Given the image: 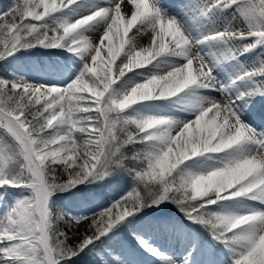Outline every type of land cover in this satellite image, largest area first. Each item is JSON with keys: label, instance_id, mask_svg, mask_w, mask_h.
<instances>
[{"label": "snow or ice", "instance_id": "1", "mask_svg": "<svg viewBox=\"0 0 264 264\" xmlns=\"http://www.w3.org/2000/svg\"><path fill=\"white\" fill-rule=\"evenodd\" d=\"M31 49L59 75L13 71ZM261 108L264 0H11L0 264H264Z\"/></svg>", "mask_w": 264, "mask_h": 264}, {"label": "rangeland", "instance_id": "2", "mask_svg": "<svg viewBox=\"0 0 264 264\" xmlns=\"http://www.w3.org/2000/svg\"><path fill=\"white\" fill-rule=\"evenodd\" d=\"M11 2V0H0V11H3L7 5ZM119 43V40H118ZM33 53L32 60L34 63H28L24 64V62H20L19 65L14 63L13 65V71L17 66H23V71H21L20 75H25L26 78H34L39 80L41 77L46 76H58L59 73L57 70L49 65V59L48 57L44 56L43 54L49 51H57V50H49V49H31L30 50ZM67 55V54H65ZM102 55H105V53H102ZM42 82V81H41ZM143 110L146 112H152V113H162V114H176L177 112V106L175 105L174 101L171 102H151L143 106ZM15 189H8L7 194H11L10 192ZM10 191V192H9ZM16 191L19 192V190L16 189ZM17 192V193H18ZM57 196H64L63 193H58ZM99 198L101 200H107V192L106 190H100L99 192ZM59 202V201H58ZM65 203L70 204V201H66ZM253 204L252 201H246V200H239V201H233L229 204V207L233 210L242 211L245 208L251 206ZM106 206V203L104 204ZM92 208H95V205L91 206ZM96 210V209H95ZM170 211L176 215H179V213H176V210L174 207H170ZM182 218V217H181ZM158 246L162 248V250H166L171 254L173 249L164 241L160 240L157 241ZM142 251V250H141ZM142 264H161L159 260H157L154 257H149L147 254H144L139 257Z\"/></svg>", "mask_w": 264, "mask_h": 264}, {"label": "bare ground", "instance_id": "3", "mask_svg": "<svg viewBox=\"0 0 264 264\" xmlns=\"http://www.w3.org/2000/svg\"><path fill=\"white\" fill-rule=\"evenodd\" d=\"M116 30H115V28L113 29V32H115ZM113 44L115 45V44H118V39L114 36L113 37ZM261 111H264V108H261ZM10 192V191H9ZM18 191H16V189L15 190H13V191H11L10 193L11 194H7V195H5L4 197H3V199L2 200H0V207H3L4 205H6V204H8V203H11V201H12V199H13V197L16 195V194H18L17 193ZM258 206V205H257Z\"/></svg>", "mask_w": 264, "mask_h": 264}, {"label": "trees", "instance_id": "4", "mask_svg": "<svg viewBox=\"0 0 264 264\" xmlns=\"http://www.w3.org/2000/svg\"><path fill=\"white\" fill-rule=\"evenodd\" d=\"M93 210H95V208H93ZM61 229L64 230V229H63V225H61Z\"/></svg>", "mask_w": 264, "mask_h": 264}]
</instances>
